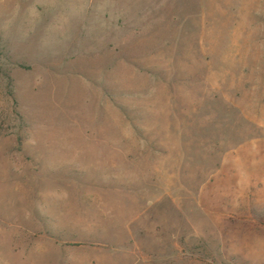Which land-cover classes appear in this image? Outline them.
I'll return each mask as SVG.
<instances>
[{"label": "rangeland", "instance_id": "rangeland-1", "mask_svg": "<svg viewBox=\"0 0 264 264\" xmlns=\"http://www.w3.org/2000/svg\"><path fill=\"white\" fill-rule=\"evenodd\" d=\"M0 264H264V0H0Z\"/></svg>", "mask_w": 264, "mask_h": 264}]
</instances>
